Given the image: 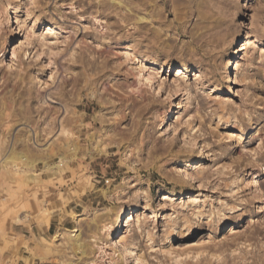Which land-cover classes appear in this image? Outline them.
Masks as SVG:
<instances>
[{
	"label": "clouds",
	"instance_id": "obj_1",
	"mask_svg": "<svg viewBox=\"0 0 264 264\" xmlns=\"http://www.w3.org/2000/svg\"><path fill=\"white\" fill-rule=\"evenodd\" d=\"M262 109L264 0H0V264H264Z\"/></svg>",
	"mask_w": 264,
	"mask_h": 264
},
{
	"label": "rangeland",
	"instance_id": "obj_2",
	"mask_svg": "<svg viewBox=\"0 0 264 264\" xmlns=\"http://www.w3.org/2000/svg\"><path fill=\"white\" fill-rule=\"evenodd\" d=\"M237 87H240V86H237ZM225 95L227 96L228 93L225 92ZM261 111H264V109H262ZM115 168H116V166L113 165L112 168L110 169V171H114ZM249 171H251V169H249ZM214 195H216V194H214ZM69 227H71V225H69ZM189 238H191V237H189ZM153 255H155V254H153ZM151 264H156V261L155 260L151 261ZM176 264H200V260L197 259V260L193 261L190 256L188 258L179 257V258L176 259Z\"/></svg>",
	"mask_w": 264,
	"mask_h": 264
}]
</instances>
